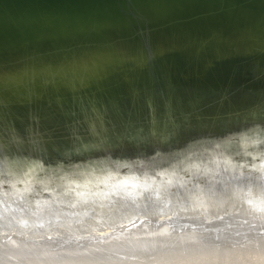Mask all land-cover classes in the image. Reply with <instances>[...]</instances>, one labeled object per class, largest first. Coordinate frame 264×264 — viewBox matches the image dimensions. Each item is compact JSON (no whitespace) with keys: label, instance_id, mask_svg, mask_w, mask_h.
<instances>
[{"label":"water","instance_id":"95a60500","mask_svg":"<svg viewBox=\"0 0 264 264\" xmlns=\"http://www.w3.org/2000/svg\"><path fill=\"white\" fill-rule=\"evenodd\" d=\"M0 264H264V0H0Z\"/></svg>","mask_w":264,"mask_h":264}]
</instances>
